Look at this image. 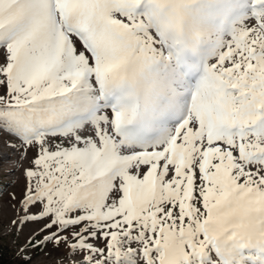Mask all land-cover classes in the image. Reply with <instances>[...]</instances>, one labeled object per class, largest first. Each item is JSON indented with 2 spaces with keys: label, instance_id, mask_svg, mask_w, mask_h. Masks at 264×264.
Instances as JSON below:
<instances>
[{
  "label": "snow or ice",
  "instance_id": "6c2138e0",
  "mask_svg": "<svg viewBox=\"0 0 264 264\" xmlns=\"http://www.w3.org/2000/svg\"><path fill=\"white\" fill-rule=\"evenodd\" d=\"M0 90L75 264H264V0H0Z\"/></svg>",
  "mask_w": 264,
  "mask_h": 264
},
{
  "label": "rangeland",
  "instance_id": "374dc122",
  "mask_svg": "<svg viewBox=\"0 0 264 264\" xmlns=\"http://www.w3.org/2000/svg\"><path fill=\"white\" fill-rule=\"evenodd\" d=\"M35 154L34 149L25 150L19 139L0 130V245L12 264H75L79 257H73L63 242L45 241L55 230L45 227L46 219H27L38 214V209L23 211L25 171L33 167Z\"/></svg>",
  "mask_w": 264,
  "mask_h": 264
},
{
  "label": "trees",
  "instance_id": "16d2710c",
  "mask_svg": "<svg viewBox=\"0 0 264 264\" xmlns=\"http://www.w3.org/2000/svg\"><path fill=\"white\" fill-rule=\"evenodd\" d=\"M0 264H12V259L5 247L0 245Z\"/></svg>",
  "mask_w": 264,
  "mask_h": 264
}]
</instances>
